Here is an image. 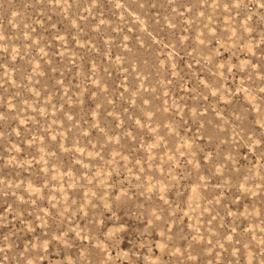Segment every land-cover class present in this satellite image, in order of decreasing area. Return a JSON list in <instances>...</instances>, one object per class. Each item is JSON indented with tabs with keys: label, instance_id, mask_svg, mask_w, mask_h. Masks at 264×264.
I'll use <instances>...</instances> for the list:
<instances>
[{
	"label": "rangeland",
	"instance_id": "374dc122",
	"mask_svg": "<svg viewBox=\"0 0 264 264\" xmlns=\"http://www.w3.org/2000/svg\"><path fill=\"white\" fill-rule=\"evenodd\" d=\"M0 264H264V0H0Z\"/></svg>",
	"mask_w": 264,
	"mask_h": 264
}]
</instances>
